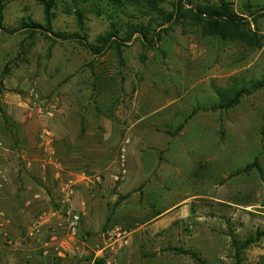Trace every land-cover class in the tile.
<instances>
[{
  "label": "rangeland",
  "instance_id": "374dc122",
  "mask_svg": "<svg viewBox=\"0 0 264 264\" xmlns=\"http://www.w3.org/2000/svg\"><path fill=\"white\" fill-rule=\"evenodd\" d=\"M203 1L184 2V6L195 8ZM170 2L161 4L166 12L172 10ZM227 2L242 23L257 34L259 47L207 35L188 19L156 27L161 19L155 15V43L144 47L138 34L124 41V32L125 24L150 22L146 8L124 4L114 12L108 1L99 0H78L76 5L57 0L52 32L78 34L76 40H62L47 31L41 1L0 0L1 144L15 138L19 116L11 115L12 109L25 111L27 118H40L39 131L35 125L38 138L45 130V119L52 126L56 119L61 122L70 106L92 123L105 116L126 124L139 118L127 116L133 101L138 111L144 107L152 114L148 122L159 127L158 132L176 135V128L187 120L185 144L197 136L198 125L213 130L214 162L203 158L197 162L201 152L192 153L189 147L188 158L181 164H160L159 182L150 178L153 187H163L169 196L160 199L155 194V209L209 190L218 199L190 198L187 217L157 232H146L141 249L149 264H264V225L257 219V211L253 208L240 213L228 206L239 202L242 194L255 192L249 179L261 168L247 172L244 168L255 159L264 163V0ZM76 10L84 15L82 30ZM111 22L123 26L117 39H112L120 44L119 49L107 47L100 54L92 53L88 46L110 31ZM241 89L246 92L237 105L221 107L224 94ZM37 107L43 115L36 113ZM29 108L33 109L31 116ZM124 199L120 196L114 203L107 201V215ZM22 229L0 224V264L32 261L28 257L32 253L26 250L35 245L25 239L27 231ZM249 239L253 243L238 260L231 242Z\"/></svg>",
  "mask_w": 264,
  "mask_h": 264
},
{
  "label": "crops",
  "instance_id": "0c3cea01",
  "mask_svg": "<svg viewBox=\"0 0 264 264\" xmlns=\"http://www.w3.org/2000/svg\"><path fill=\"white\" fill-rule=\"evenodd\" d=\"M137 109L140 108L133 101L127 116L133 114L139 118L123 125L115 118L105 116L99 117L95 123L84 120L74 106H70L67 113L65 111L68 116L62 117L61 122L56 119L53 126L48 123V118L45 119L44 129L54 137L56 158L62 166L61 177L73 182L69 184L68 192H72L70 198H67L66 188L63 190V183L55 179L54 170H42L40 167L43 155L38 132H35L40 118H27L25 111L10 110L11 115L19 118L14 128V140L5 141L0 148V215L3 216L0 224L23 228L27 233L32 226L38 227L39 234L24 236L35 245L34 249L26 250V253H32L28 256L32 259L29 264H94L99 250L106 251L114 264H149L141 249L146 232H157L187 217L190 198L206 196L209 200L217 201L214 192L209 190L155 209V194H159L160 199L169 197L163 193V187H153L151 184L152 179L160 181V164L166 161L181 164L183 159L188 158L189 147H192V153L201 152L197 162H201V158L214 162L217 155L216 138L209 126L206 128L201 124L197 126V136L188 139L189 143L185 144L189 123L176 135L170 136L158 132L161 129L148 122L152 114L146 108ZM62 124L65 127L61 129ZM36 126L39 131V125ZM16 133H20L17 138ZM125 140L129 141L126 148L128 173L119 185L114 184L110 176L117 172V156ZM192 143H195L194 148ZM259 165L261 172L257 171L249 179L255 184V192L250 196L242 194L239 202H231L228 206L240 213L254 208L257 219L264 225V163L260 162ZM84 175H99L102 183L96 185L84 181ZM120 196L125 199L113 208L110 216L107 215V201L114 203ZM247 196L251 199L246 200ZM152 208L153 211L149 212ZM66 210L81 212V223L72 249L64 253L58 252L49 242L48 232L56 226H62L61 232H65ZM5 215L7 220L4 219ZM200 219L197 218L198 221ZM116 228L127 233L129 244L111 251L118 246L112 236ZM106 229L108 231L104 232Z\"/></svg>",
  "mask_w": 264,
  "mask_h": 264
},
{
  "label": "trees",
  "instance_id": "16d2710c",
  "mask_svg": "<svg viewBox=\"0 0 264 264\" xmlns=\"http://www.w3.org/2000/svg\"><path fill=\"white\" fill-rule=\"evenodd\" d=\"M39 1H41L44 6L47 31L53 33L56 38L62 40H76L78 38V34L52 32L51 30L50 24L51 19L55 16L54 10L56 9L57 0ZM70 1L73 5H76L78 0ZM102 1H108L113 7L114 12L118 6L124 4L143 6L146 8L147 12L145 14L151 17L150 22L145 25L125 24L127 26L124 32L126 35L124 41H130L135 34H138L144 44V47H146L147 44V47L151 48L155 43L154 33L156 32V29L153 27V23L156 22V19H154L152 15L161 19L160 23L156 24V27H162L164 24L177 22L181 19H188L192 24L201 27L202 31L207 35L220 37L224 40L240 41L252 47L260 46L257 34L251 31L248 26L249 24L242 23V18L238 16L232 5L228 3L227 0H204L202 3L197 4L195 8L188 9L184 6V2L191 5L193 0H171L170 5L172 10L170 12H166L161 6L162 2L168 0H99V3ZM75 14L80 29L82 30L84 19L83 12L76 10ZM35 26L36 28H39L38 25ZM122 27L123 26L118 23L115 24L114 22H111L110 31L97 38L96 44L89 45L88 49L94 54H100V52L107 47L109 49L116 47L118 50L120 44L114 40L117 39L119 30L122 29ZM157 39H159V35ZM245 92V90L241 89L231 92L230 94H224L221 97V107L228 109L234 107L238 104L239 99L243 96V94H245ZM186 122L187 120H185L183 124L179 125L176 128L175 133L180 132ZM261 135L264 141V128L261 131ZM254 167L260 169L257 159H255L253 163L247 165L243 171L247 172ZM252 243L253 241L251 239L246 240L245 242H238L236 240L231 242V245L235 250V256L238 260L241 252L247 250ZM94 264H103V262L101 260H96ZM237 264H239V261H237Z\"/></svg>",
  "mask_w": 264,
  "mask_h": 264
},
{
  "label": "built area",
  "instance_id": "2783aa9c",
  "mask_svg": "<svg viewBox=\"0 0 264 264\" xmlns=\"http://www.w3.org/2000/svg\"><path fill=\"white\" fill-rule=\"evenodd\" d=\"M38 115H43V111L41 107H37L34 109ZM33 109L29 108L28 114L31 116ZM39 144L42 149V160L40 162V167L42 170L52 169L55 172V179L58 181H61L63 190H67V198H70L72 195V192L69 191V184H73V182L66 181L62 179V166L58 162L56 158V151L53 146L54 140L53 135L49 130H43L38 137ZM129 144L128 140H125L123 144L121 145L117 157V172L115 174H112L110 177L114 184H118L121 181L125 179L127 176V145ZM2 147V144L0 143V148ZM1 174V172H0ZM83 180L94 183L96 185H100L102 183V177L101 176H94V177H88L86 175L83 176ZM85 206L83 205V208ZM65 222H64V233L61 232L62 226H56L49 230L48 232V238L49 242L52 243L58 252H64L67 249H72V246L79 234L80 229V223H81V212H74L72 210H66L65 211ZM113 238L115 239V242L118 244V246L114 249L110 248L111 251H115L120 248H124L128 246V236L127 233L120 228H116L113 231ZM36 234H39V229L37 226H32L30 228V231L27 233L28 237H33ZM6 237V236H5ZM19 245V244H17ZM97 255V260H101L103 264H114V261L111 260L109 257V254L104 250H99Z\"/></svg>",
  "mask_w": 264,
  "mask_h": 264
}]
</instances>
